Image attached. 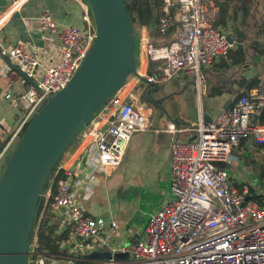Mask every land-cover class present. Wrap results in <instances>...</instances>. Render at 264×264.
I'll return each instance as SVG.
<instances>
[{
  "label": "built area",
  "instance_id": "built-area-1",
  "mask_svg": "<svg viewBox=\"0 0 264 264\" xmlns=\"http://www.w3.org/2000/svg\"><path fill=\"white\" fill-rule=\"evenodd\" d=\"M162 1L160 15L151 26L142 27L141 36L147 53L165 52L151 63L144 79L159 85L181 71L196 76L199 90L201 68L226 58L234 42L217 27L213 0ZM36 24L43 43L40 51L21 43L0 51V57L18 67L31 82L23 93L4 94L5 101L19 112L16 127L7 130L9 145L19 139L47 99L66 87L95 38V28L88 21L84 29L61 28L47 11L36 18ZM9 70L5 64L3 72ZM124 87L95 112L78 135L79 144L85 139L88 143L75 168L58 164L42 192L45 206L35 232L49 202L52 221L48 226L53 222L59 227L56 235L67 233V238L57 243L64 254L40 250L36 236L29 242L27 264H84L88 262L85 255L98 251L127 253L128 259L91 264H264V204L250 200L249 185L219 168L232 162V151L242 141L264 144V94L250 92L240 97L209 123L200 118L193 140L172 141L171 197L148 215L144 235L132 247L116 242L117 222L87 214L83 203L93 197L98 175L119 167L132 135L150 128L136 108L135 95H124ZM166 132L176 133L177 129L169 125Z\"/></svg>",
  "mask_w": 264,
  "mask_h": 264
},
{
  "label": "crops",
  "instance_id": "crops-1",
  "mask_svg": "<svg viewBox=\"0 0 264 264\" xmlns=\"http://www.w3.org/2000/svg\"><path fill=\"white\" fill-rule=\"evenodd\" d=\"M223 1L213 0L212 11L216 16L217 27L234 42L230 51H242L239 63L232 64L229 57L202 67L199 90L196 76H189L181 71L174 74H179L180 77L165 87L159 84L157 91L149 93L147 97L145 91L139 92L138 95L134 93L141 87L134 77H129L126 81L122 93L135 95L136 108L147 118L150 128L146 132L132 135L121 165L98 175V186L93 197L83 203L89 216L102 218L107 222H117L118 229L114 237L122 246L128 245L127 239L133 236L129 226H145L148 215L171 197L169 163L172 141L193 140L200 118L205 122V118L211 120L218 111L225 109L228 103H231L228 107L230 108L236 102V92L242 91L234 84L236 80L250 81L258 78L260 83L250 92L264 94V0H250L245 11L241 3H233L228 10L225 24H222ZM44 11L49 12L61 28L76 26L84 29L86 21L94 26L86 0H0V51L17 43L40 51L43 43L39 38L36 18ZM174 30L170 32L171 36L174 35ZM153 36L150 34L151 41H154ZM142 41L140 33L136 44V49L140 52L137 72L144 78L151 69L150 60L155 58V53L145 52L144 55L145 45ZM156 41L161 43L158 37ZM5 64L10 67L6 73L3 72ZM0 72L1 170L5 164L3 155L10 147L8 142L6 143L9 139L7 130H13L19 120V112L5 101L4 94L23 93L31 82L6 58L0 57ZM213 89L217 91L216 95L211 93ZM169 125H175L177 132H166ZM87 143L88 139L80 144L76 141L74 147L64 153L59 164L65 169L75 168L77 159ZM235 152L244 158L257 156L260 165L262 163L264 154L252 140L242 141L233 149L232 162L236 160L233 157ZM232 176L237 178L235 174ZM96 198L100 203H95ZM52 224L56 225L53 222ZM58 228L56 225V231ZM65 232L58 233V236L65 235Z\"/></svg>",
  "mask_w": 264,
  "mask_h": 264
},
{
  "label": "water",
  "instance_id": "water-1",
  "mask_svg": "<svg viewBox=\"0 0 264 264\" xmlns=\"http://www.w3.org/2000/svg\"><path fill=\"white\" fill-rule=\"evenodd\" d=\"M86 1L95 28L93 44L66 87L49 97L29 121L0 175V264L28 263L32 225L45 206L43 187L95 112L130 76L143 82L146 97L158 89L137 72L135 30L124 0ZM111 258L126 260L128 254L98 251L84 256L88 262Z\"/></svg>",
  "mask_w": 264,
  "mask_h": 264
},
{
  "label": "trees",
  "instance_id": "trees-1",
  "mask_svg": "<svg viewBox=\"0 0 264 264\" xmlns=\"http://www.w3.org/2000/svg\"><path fill=\"white\" fill-rule=\"evenodd\" d=\"M250 2V0H224L221 3L222 9H223V15H222V24H225V19L227 18V13L230 7H232L233 3H241L244 6V11L246 8V5ZM124 3L126 5L128 14L131 18V21L133 24H139L140 26H151L153 22L157 19V16L160 15L161 8L163 6L162 0H124ZM231 58L232 64H237L242 59V51L239 49L237 53H234L233 51H230L226 58ZM225 67V65H223ZM260 83V80L258 78L252 79L250 81L239 79L236 80L234 84L238 86L242 91L236 92V97L234 98V101H237L240 97L245 96L249 94L250 90L258 85ZM213 95L217 94V91L213 89L211 91ZM27 125H25L23 131L25 130ZM22 131V133H23ZM77 141V137L71 142L69 147L67 148V151L71 150L75 142ZM259 150H261L264 154V144L258 146ZM63 155L59 158L58 162L55 164L53 170L51 171L44 187L43 192L48 187V181L53 176L58 164L60 163ZM258 177L259 180L263 182L264 185V155L262 158V163L259 166L258 171ZM242 186H238V189H241ZM249 193H250V200L255 201L261 205L264 203L262 202V195L256 194L253 188L249 185ZM53 194H55V189H53ZM52 200H50L51 202ZM49 202L45 208L43 217L38 223V229L37 232H35V225L37 224V220L32 225V230L30 234L29 242L32 241L33 237L36 235L39 243V249L40 250H48L52 254H64L63 251L59 250V245L57 244L59 241H62L67 238V233L65 235L58 236L56 235V225L51 224L48 226L49 221L52 219V216L49 213Z\"/></svg>",
  "mask_w": 264,
  "mask_h": 264
},
{
  "label": "rangeland",
  "instance_id": "rangeland-1",
  "mask_svg": "<svg viewBox=\"0 0 264 264\" xmlns=\"http://www.w3.org/2000/svg\"><path fill=\"white\" fill-rule=\"evenodd\" d=\"M134 26V30H135V38H136V44H137V38L139 37V34L141 33L142 27L139 24H133ZM146 28H148L146 26ZM144 46V45H143ZM139 49V47H138ZM143 52H145V50H143ZM139 50L137 51V49H135V62H136V68L139 66L140 61H139ZM150 58V56H149ZM152 60V61H151ZM150 60V64L153 62H156L158 60H156L154 57L151 58ZM184 73V72H183ZM134 77V76H130V79ZM143 77V76H142ZM180 77V75H175L173 76L170 80L162 83L160 86L161 87H165L167 85H169L174 79ZM134 80L138 83V84H143V82L139 79H137L136 77H134ZM146 91L145 88H137L135 90V94H139V92H144ZM18 139L13 141L12 143H10V147L9 149L5 152L4 159H5V164L7 162V159L10 156V153L12 152V150L14 149L16 143H17ZM233 157L236 158L235 161H233L230 164H226V165H221L219 168L221 169H225L229 174L232 175H236V177L238 178V182L240 183H244V184H248L250 185L253 190L255 191L256 194H260L262 195V202L264 203V185L263 182L259 180L258 177V171H259V159L257 156L254 155H250L249 157H242V155L238 154V153H234ZM5 164L3 165V167L5 166ZM242 164V165H241ZM3 168L0 170V175L2 173ZM95 203H100V201L96 198L95 199ZM41 216V215H40ZM144 228L145 226L143 225H136L134 224V226H129V229L132 230L133 232V236L131 238L127 239L128 245H125L126 247H132L142 236L144 233ZM37 232V230H36ZM36 237V235L34 236ZM37 238V237H36ZM84 264H91L90 262H85Z\"/></svg>",
  "mask_w": 264,
  "mask_h": 264
},
{
  "label": "bare ground",
  "instance_id": "bare-ground-1",
  "mask_svg": "<svg viewBox=\"0 0 264 264\" xmlns=\"http://www.w3.org/2000/svg\"><path fill=\"white\" fill-rule=\"evenodd\" d=\"M143 50H145V52H147L148 49L146 48V46H144ZM145 52H143L144 55H145ZM164 52H165V49L156 51L155 52V59L160 60L162 58Z\"/></svg>",
  "mask_w": 264,
  "mask_h": 264
}]
</instances>
